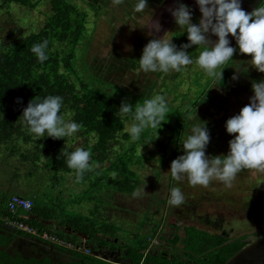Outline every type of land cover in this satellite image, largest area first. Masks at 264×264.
<instances>
[{"label":"rangeland","instance_id":"obj_1","mask_svg":"<svg viewBox=\"0 0 264 264\" xmlns=\"http://www.w3.org/2000/svg\"><path fill=\"white\" fill-rule=\"evenodd\" d=\"M30 1L28 5L1 3L0 36L13 38L36 31L42 25L49 10V0ZM66 1L80 13L84 24L72 48L74 72L91 88L112 97L111 111L123 124L116 131L115 144L107 149L104 161L95 167L90 162V174L79 181L76 171L71 168L68 171L49 170L40 166V162L33 168L27 161H19L14 156L9 162L7 158L0 159L1 179L6 166L18 167L17 177L22 176L17 181L19 187L7 188V193L31 195L40 204L44 201L49 205L47 208L53 206L51 200H56L58 217L86 215L95 220L94 227H98L99 220H102L111 227L109 235L113 236L112 239H128L131 245L137 235L147 237L149 241L153 238L167 240L174 227L181 235L182 228L189 225L210 233L223 231L228 236L243 230L264 229V173L244 169L237 174L231 187L218 180L211 181L208 187H193L187 178L175 181L169 171L171 162L184 154L182 144L191 135L192 127L200 121L206 122L210 136L206 156L227 155L228 142L235 134L227 133L226 121L238 115L240 109L249 103L254 94L252 82L264 80V73L251 66V56L241 54L235 38L229 35L230 46L237 51L222 66L225 67L222 80L209 77L196 64L204 46L195 45L186 50L193 63L184 70L145 73L138 60L151 39L162 38L165 34L164 38L171 39L178 50L188 43L186 29L178 27L168 11L177 6V0H148V8L139 13L134 10L137 0H124L120 5H115L113 0ZM178 2L189 7L191 23L198 25L201 13L196 0ZM240 4L245 12L250 13L257 7H264V0H240ZM152 21L159 23V32L147 27ZM208 38L213 42L218 39L211 34ZM234 75L238 77L235 80ZM157 94L163 95L167 102L165 120L157 131L147 128L142 131L140 139L133 142L128 132L133 118L119 115L120 104L126 100L135 109ZM195 112L197 118H194ZM64 119L67 121L66 116ZM65 139L64 144L68 145L70 153L84 144L93 143V136L89 133H75ZM30 147V144L24 145V148ZM121 151L128 153L125 160L134 173V188L130 192L116 190L113 185L116 179L113 174L116 173L107 165V160L115 161ZM10 174L7 168V175ZM173 187H179L185 197L179 207L167 203ZM143 188L145 192L133 195ZM261 234H250L245 240ZM111 242L108 245H116ZM152 245L147 250H162L168 258L181 256L168 243ZM107 251V255L103 254L104 259L115 260L109 256L110 250ZM5 262L7 264V260Z\"/></svg>","mask_w":264,"mask_h":264},{"label":"trees","instance_id":"obj_2","mask_svg":"<svg viewBox=\"0 0 264 264\" xmlns=\"http://www.w3.org/2000/svg\"><path fill=\"white\" fill-rule=\"evenodd\" d=\"M7 2L31 4L30 0H0V5ZM48 4L49 10L45 14L42 25L36 31L8 39L7 36H0V147L7 152V162L14 156L19 161H27L28 166L31 165L33 168L37 166V162H40L42 163L39 164L40 166H46L45 168L49 170L57 168L68 171L70 168L67 165V157L63 155L65 152L70 153L67 150L68 145L64 144L66 139H53L48 137L47 133L45 137L38 138L30 133L22 116L23 109L30 100L41 102L50 95L60 96L63 100L59 114L62 117L66 116L67 121L82 125L77 132L78 135L89 133L93 136V143L87 146L84 144L82 148L90 151V162L95 167L97 163L104 161L107 149L114 146L113 138L123 123L111 111L114 103L112 97L91 88L74 72L72 67L73 44L84 28L80 13L66 0H49ZM44 40L48 41L46 48L48 59L40 62L31 49L34 44L42 43ZM18 99L19 102H17ZM134 111L135 109L133 113ZM25 144H30L31 147L24 148ZM127 155L126 152H118L115 156L116 160H107V165L112 172L116 173V179L113 180L116 190L130 192L134 188V173L125 160ZM12 169L14 173L18 172V167L14 166ZM90 172L91 170L86 171L83 176H87ZM30 199L33 203L27 214L32 211L38 216L50 218L55 213L53 207L45 209L34 199ZM3 208L0 212L5 214V207ZM26 220L31 225L46 229L32 217H27ZM79 220L73 225L70 223L72 220L67 222L78 231L87 233L88 239L94 240V243L98 242L103 247L105 244V241L101 239L105 236L103 232L108 234L110 231L107 229L110 230L111 227L100 221L98 223L101 227H94V221L88 216ZM9 229L18 234L22 233ZM99 229L101 237L96 235ZM248 235L250 234L222 244L233 234L226 236L220 232L210 233L189 225L184 226L182 234L178 235L174 227V232L167 240L162 238L159 240L178 250L180 257L168 258L167 253L162 250L156 252L148 250L144 254L136 252V246L146 244L147 240L139 241L138 245L127 246L126 256L130 259V264H221L249 241L245 240ZM58 250L63 251L62 248ZM68 253L71 260L63 264H79L80 262L81 264H110L108 260L95 255L71 249ZM6 260L7 258L0 257V264H6ZM44 264H49L47 259ZM52 264H62V261H53Z\"/></svg>","mask_w":264,"mask_h":264},{"label":"clouds","instance_id":"obj_3","mask_svg":"<svg viewBox=\"0 0 264 264\" xmlns=\"http://www.w3.org/2000/svg\"><path fill=\"white\" fill-rule=\"evenodd\" d=\"M124 0H113L120 5ZM201 17L199 24L191 23V10L177 0V6L168 11L174 17L178 27L186 29L188 43L180 46L179 50L171 39H151L143 48L139 66L145 72L182 71L193 61L187 49L192 46H204L196 64L209 77L222 80V70L237 51L230 46L227 38H235L239 52L251 56V66L264 73V7H257L252 12L241 8L240 0H196ZM148 8V0H137L136 12ZM150 30L160 31L158 22H150ZM209 34L218 39L213 42ZM48 41L34 44L31 51L40 62L48 59L46 48ZM220 69V71H217ZM234 80L237 76L232 77ZM253 96L249 103L240 109L238 115L227 119L225 127L228 134H235L229 144L227 155H217L209 158L205 154L210 141L206 122L194 125L182 144L183 155L178 156L170 164V174L175 181L187 178L188 183L195 186L208 187L210 182L218 180L231 187L237 174L244 169L264 173V80L252 82ZM63 98L47 96L41 102L29 101L23 109L22 116L30 131L38 138L48 137L64 139L77 133L82 125L74 121H66L59 113ZM19 102V99L18 101ZM121 117L132 114L133 123L128 129L133 142L140 139L141 133L147 128L157 131L168 113L167 102L163 95L157 94L146 99L142 106H137L133 113L132 104L122 101L117 111ZM196 112H195V117ZM67 157V165L77 173V181L83 174L91 170V153L83 148H77L71 153H63ZM115 178V174H113ZM144 188L133 193L139 196ZM185 202L184 194L179 187L170 191L169 206L179 207ZM255 233V231H254Z\"/></svg>","mask_w":264,"mask_h":264},{"label":"crops","instance_id":"obj_4","mask_svg":"<svg viewBox=\"0 0 264 264\" xmlns=\"http://www.w3.org/2000/svg\"><path fill=\"white\" fill-rule=\"evenodd\" d=\"M2 152L4 153V155L1 157V154H0V159L5 160V158H7V152H4L3 150H2ZM7 168L11 171L10 175H7ZM11 168H12L11 166H8V167L6 166V171L3 172L4 177L2 179L0 178V209L1 208L4 209L3 208L4 207V201L7 199V197L11 193H17V194L24 196V193H20V192H9V193H7V188L12 187L13 189H16L19 187L17 184V181H20V178L22 177V176L17 177V174L14 173L11 170ZM0 177H1V174H0ZM25 194L27 195V193H25ZM27 197L32 198L36 202H38L37 199H35L31 195L27 196ZM74 201L76 202L77 200H74ZM38 204H39V206H42L45 209L49 206V205L44 204V201H42L41 204L38 202ZM51 204L54 207L50 206V208H47V209H51L53 207L55 213H53V216H51L50 218H45V217H42L40 215L38 216V215L34 214L32 211H30L29 214H27L28 218H30V217L34 218L36 220V222L38 224H40L42 227L46 228L47 230L53 231L59 237L64 238V239H69L71 241H78L79 240L78 236L79 237H85V239L83 240V242L85 243L84 246L92 252V254H90V255H93V252H94L95 256H97V253H99V255H100L99 257L103 258L102 257L103 254L107 255V253L105 251L110 250L109 256L116 258L115 260H110V261H119V262L121 261L122 262V261H126V259H129L126 256L127 246L131 245V243L127 242L128 239L125 241L119 240V239H112L113 236L112 237L108 236V234H109L108 231H110V230L107 229L108 234L106 232H103V233H105L104 234L105 236H103V238H101L105 241V244L102 247L99 245L98 242H97L98 243L97 244V243H94V240L88 239V237L86 236L87 233H86V235L82 236V234L84 232L78 231L74 226H72L74 223L79 222L80 221L79 219H83V217H85L86 215L79 214L78 216H74L71 214H68V215L64 214L63 217H58L57 212H56V207H57L58 203H56V200L54 202H53V200H51ZM67 220H72V222H70L72 225H70L67 222ZM99 221L106 223L102 220H99ZM99 227H101L100 224H99ZM39 229H41V228H39ZM102 231H105V230L102 229ZM100 233L101 232L99 229V231L96 233V235L98 237H101L102 234H100ZM154 235L157 237L156 233ZM135 238L136 239L134 240V242H132V244L138 245L139 241H144V239H146L147 237L140 238V236L137 235ZM148 239L149 238H147L146 240L148 241ZM109 241L115 242L116 245L115 246L108 245ZM117 243H118V245H117ZM109 247H111V248H109ZM60 248L61 247L53 246V249H49L47 247V244L44 241H42L41 239L34 237V236L25 235L23 233L18 234V232H15L14 230L6 228V227H4V225H2L0 223V257L1 258H7V264H44V261L46 259H47V262L49 264H52L53 261L54 262L62 261V264L66 261L70 262L71 259L69 257L68 250L62 248L63 251H59L58 249H60ZM139 248H140L139 245L136 246L135 251L141 252L142 254H144L148 251V250L146 251L144 248L143 249H141V248L139 249ZM138 250H140V251H138ZM60 252H64L63 253L64 255L61 256ZM60 257H62V259ZM117 259H120V260H117Z\"/></svg>","mask_w":264,"mask_h":264},{"label":"built area","instance_id":"obj_5","mask_svg":"<svg viewBox=\"0 0 264 264\" xmlns=\"http://www.w3.org/2000/svg\"><path fill=\"white\" fill-rule=\"evenodd\" d=\"M32 203V200L27 196L11 193L4 203L6 213L3 214L0 212V223H2L4 226L15 229L16 231H20L25 235L34 236L41 239L47 244L49 249H53V246H58L66 250L71 249L86 254H92V252L84 246L85 243L83 240L85 237L78 236V241H71L69 239L59 237L53 231L39 229L37 226L29 224L26 219L28 217L27 212L31 208ZM83 235H86V233L84 232L82 236ZM153 243L156 246H159L160 244H163L164 241L157 238H153L151 241L148 239V242L144 245H141L140 248H144L147 251L148 247H153ZM93 255H95L94 252ZM97 256H100L99 253H97Z\"/></svg>","mask_w":264,"mask_h":264},{"label":"water","instance_id":"obj_6","mask_svg":"<svg viewBox=\"0 0 264 264\" xmlns=\"http://www.w3.org/2000/svg\"><path fill=\"white\" fill-rule=\"evenodd\" d=\"M263 233L248 242L242 245L237 249L232 255L226 258L221 264H264V229H252V230H243L234 234L232 237H229L222 244L229 242L234 238H238L242 235L252 234V233ZM223 235L224 232L221 231ZM226 236H228L226 234ZM102 259L105 256L102 255ZM106 260V259H105ZM126 262H130L129 259H126Z\"/></svg>","mask_w":264,"mask_h":264},{"label":"flooded vegetation","instance_id":"obj_7","mask_svg":"<svg viewBox=\"0 0 264 264\" xmlns=\"http://www.w3.org/2000/svg\"><path fill=\"white\" fill-rule=\"evenodd\" d=\"M50 251V250H49ZM64 252H60V254H61V256H63L64 254H63ZM60 258H62V257H60ZM108 262L110 263V264H130V262L128 263V262H126V261H109L108 260ZM78 264V263H77ZM79 264H81V262L79 263Z\"/></svg>","mask_w":264,"mask_h":264}]
</instances>
